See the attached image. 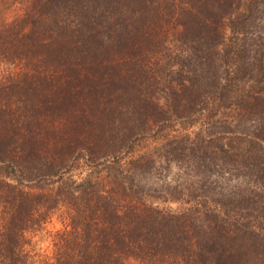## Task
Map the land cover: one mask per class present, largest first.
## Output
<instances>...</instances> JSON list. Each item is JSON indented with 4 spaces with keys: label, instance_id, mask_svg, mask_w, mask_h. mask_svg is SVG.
<instances>
[{
    "label": "trees",
    "instance_id": "obj_1",
    "mask_svg": "<svg viewBox=\"0 0 264 264\" xmlns=\"http://www.w3.org/2000/svg\"><path fill=\"white\" fill-rule=\"evenodd\" d=\"M262 16L264 0H0V264H264V231L245 223L254 191L170 212L140 183L158 169L146 137L172 114L264 110V37H248ZM213 128L208 145L243 134ZM56 210L50 254L27 249Z\"/></svg>",
    "mask_w": 264,
    "mask_h": 264
},
{
    "label": "rangeland",
    "instance_id": "obj_2",
    "mask_svg": "<svg viewBox=\"0 0 264 264\" xmlns=\"http://www.w3.org/2000/svg\"><path fill=\"white\" fill-rule=\"evenodd\" d=\"M258 23L263 28L257 29L256 24H251L248 37L250 36L253 42L258 44L255 47L260 49L261 40L264 37V20ZM256 33L261 38L254 36ZM262 59L261 64L264 63V52ZM160 64L164 65V62ZM256 77L258 75L253 72L249 80L243 82L244 90L255 83ZM240 80L231 81V84L241 87ZM253 88L264 90V82L255 87L253 85ZM255 91L253 90L257 93ZM239 93L241 94L242 91ZM258 93L262 95L261 92ZM164 96L163 92L157 95L159 103L163 101ZM201 98L203 104L204 96ZM247 98L249 96H245V99ZM234 102L227 106L217 107L210 116L206 115L207 109L210 108L206 105L201 107V112L190 117H175L172 114L171 118L152 126L149 133L151 136L146 137L144 147H146L145 151L155 159L158 169L153 175L144 174L140 183L143 189L152 196L153 206L170 212L190 208V213H197L201 208L198 201L202 200L196 195L201 193L214 197L219 190L232 194L238 189L242 196H246L248 189L254 191L252 198L255 203L245 211L248 213L245 214L247 217L245 223H248L249 228L256 233L262 234L264 231V157L256 150L254 140L264 135L261 134L260 129L263 127L264 110L259 112L257 107H249V104L236 106ZM221 118L226 121H237L243 134L238 138L231 136V139H222L221 142L212 138L213 141L208 145L206 140L211 133H214L213 126L218 124ZM222 143L227 148L234 149L230 156H220L216 148ZM81 172L83 174L85 170L82 169ZM182 188L185 194L181 195L178 192L175 194L174 190L182 191ZM188 189L194 198H191L187 192ZM176 196L185 202L180 203L172 198ZM59 210L53 211L45 221L31 226L25 232L29 240L27 249L44 255L50 254L53 233L60 229L67 220L64 216H60L62 212Z\"/></svg>",
    "mask_w": 264,
    "mask_h": 264
}]
</instances>
